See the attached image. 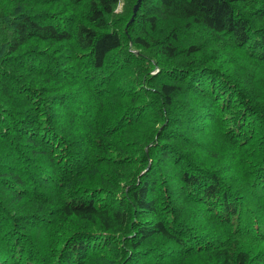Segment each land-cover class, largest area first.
Instances as JSON below:
<instances>
[{
    "label": "trees",
    "instance_id": "16d2710c",
    "mask_svg": "<svg viewBox=\"0 0 264 264\" xmlns=\"http://www.w3.org/2000/svg\"><path fill=\"white\" fill-rule=\"evenodd\" d=\"M0 0V264H264V0Z\"/></svg>",
    "mask_w": 264,
    "mask_h": 264
},
{
    "label": "water",
    "instance_id": "95a60500",
    "mask_svg": "<svg viewBox=\"0 0 264 264\" xmlns=\"http://www.w3.org/2000/svg\"><path fill=\"white\" fill-rule=\"evenodd\" d=\"M140 1H141V0H138V3H137L136 6H135V12L137 11V9H138V7H139Z\"/></svg>",
    "mask_w": 264,
    "mask_h": 264
}]
</instances>
